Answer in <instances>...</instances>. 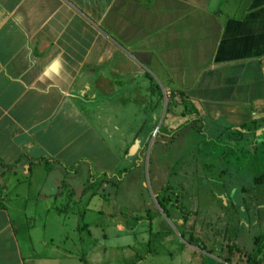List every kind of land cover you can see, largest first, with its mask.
Here are the masks:
<instances>
[{
    "label": "crops",
    "instance_id": "obj_1",
    "mask_svg": "<svg viewBox=\"0 0 264 264\" xmlns=\"http://www.w3.org/2000/svg\"><path fill=\"white\" fill-rule=\"evenodd\" d=\"M134 80L138 89L147 82V93L153 81L162 97L192 103L208 126L261 122L264 0H0V264L86 263L59 247L63 215L92 198L86 166L116 161L113 171L144 151L140 141L132 150L142 128L121 127L109 103ZM96 94L98 109L85 111ZM81 165L84 192L61 179L77 177ZM49 179L51 193L40 195ZM115 179L119 186L125 177ZM231 195L218 197L219 212L206 218L217 243L236 237ZM34 201L41 209L27 215ZM231 220L233 235L220 234Z\"/></svg>",
    "mask_w": 264,
    "mask_h": 264
},
{
    "label": "rangeland",
    "instance_id": "obj_2",
    "mask_svg": "<svg viewBox=\"0 0 264 264\" xmlns=\"http://www.w3.org/2000/svg\"><path fill=\"white\" fill-rule=\"evenodd\" d=\"M135 83L125 95L123 91L117 92L109 102L122 114L121 127L128 126L130 132L136 127L142 128L143 134L151 128L157 132L163 126L172 130L181 124L182 119L200 117V110L192 103L183 100L182 104L178 103L173 99L175 95L170 93L168 97L164 93L159 104L156 97L147 93L144 86L147 82L142 80L140 89ZM95 96L98 102L84 103L85 111L98 109L102 100L98 94ZM175 110L177 113L173 115ZM173 116L178 124L170 127L168 122ZM261 122L264 128V120ZM175 136L165 146L161 140L151 137L142 154L135 159L137 168H133V157L129 154L113 171L116 161H105V164L94 161L93 170L86 166L87 177L90 176L88 191L92 198L89 202L77 203L64 213L63 220L65 217L66 220L60 227L59 247L79 258L83 256L86 263L82 264H264V221L260 222L264 218V200L256 198V194L264 195V134L257 136L260 138L257 143L261 145L254 147L257 151L252 150L255 146L252 138L244 136L236 141L233 133H229L228 138L224 135L219 143L208 142L209 138L194 134L190 129ZM212 144L214 151L211 150ZM110 149L114 153L122 150L115 140H110ZM82 167L75 168L77 177L63 174L61 179L75 180L76 190L84 192L80 180L84 175ZM125 169L130 171L116 186V175L124 177ZM55 175V172L48 174L52 179ZM260 175L263 179L255 180ZM110 176L113 178L109 179ZM34 180L42 179L36 177ZM167 183L177 194L171 198L168 215H165L155 196L158 187L161 189ZM50 186L49 179L40 195L51 193ZM243 188L250 190V195ZM226 191L232 193L230 201L237 209V213L227 216L234 215L239 224L234 234L236 240L233 236L217 243L219 239L214 238V225L206 218L219 212L218 197ZM61 203L59 200L56 205L60 210ZM39 209L41 207L34 201L25 211L29 215ZM255 210L259 213L256 214ZM235 221L231 220L228 228L220 234L233 235ZM83 225L88 228L82 229ZM75 264L81 263L76 261Z\"/></svg>",
    "mask_w": 264,
    "mask_h": 264
},
{
    "label": "trees",
    "instance_id": "obj_3",
    "mask_svg": "<svg viewBox=\"0 0 264 264\" xmlns=\"http://www.w3.org/2000/svg\"><path fill=\"white\" fill-rule=\"evenodd\" d=\"M134 82H135V80H134ZM148 93L153 95L154 98L156 97L158 103L161 104V102H162V94L161 93L162 92L159 89V87L153 81H150V83H149ZM179 95L182 96V93ZM183 101H184V99H183ZM156 104H157V102H156ZM207 122L208 121L202 117H191V118H188L185 120L182 119L181 124H178L177 127L176 126L173 127L171 132H168L164 126L160 127L158 129V131L156 132V134L154 135V138L161 140V142L165 146V145H168L172 142L173 138L176 137L175 135L177 133L179 134L180 132H183V131L190 129L191 131L194 132V134H198V133L203 134L204 137L209 138V139H207V138L206 139L208 140V142H211V143H219L221 138L224 135H226L228 138L229 133H233V136H236V139H235L236 141H238L240 138L242 139L244 136H249L250 138H252V145H255L252 148L253 151H257L256 148H254V147L259 148L261 146V145H259L260 143H257L258 141H260V138H258L257 136H261L262 134H264L263 132L260 131L263 128L262 122L252 121L248 124L241 125V126L235 128L233 130L231 128L230 129H219L218 127L214 126L213 124H211L212 126H208ZM258 131H259V134H258ZM153 133H154V129L151 128L148 131V133L145 134L144 138H142L141 140L138 139V141L141 142L139 150L145 149V147L147 146V144H148L149 140L151 139ZM215 135H217V136L214 137ZM161 142H160V144H161ZM230 142H231V140H230ZM211 150L214 151L213 144H212ZM209 155H212V154H209ZM137 158L138 157L132 158V161L134 164L133 168H135L136 165L138 164V162H135V159H137ZM125 171H127V172H124V175H122L124 177L128 174L130 169H125ZM116 176L119 180L123 179V177H121V175H119V174ZM112 178L113 177L110 176L109 179H112ZM262 179H263V175H260L255 180L261 181ZM117 184H118L117 181H115V185H117ZM180 184L183 188L182 190H184L182 183H180ZM242 190L244 192L248 193V195H250V190H245L244 188ZM229 193H230V191H228V192L226 191V196ZM176 194L177 193L175 192V189L172 187V185L167 183L166 185H164L162 187V189L160 190V192L156 196V198H155L156 203L165 215H168V209H169L168 206H169L170 200H171V198L175 197ZM258 195L259 194H256V198L258 197ZM260 195H262V194H260ZM262 200H264V195H262ZM243 209L245 210V208H243ZM255 211H257V210H255ZM258 213L259 212L257 211L256 214H258ZM229 225L230 224H227L225 229H227ZM217 231H219V230H215L216 235H214V238H217V235H218ZM153 237H155V236H153ZM153 237L150 238L149 242L151 241V239ZM150 245H151V242L148 244V246H150ZM148 251L150 253H154V251L150 250L149 248H148Z\"/></svg>",
    "mask_w": 264,
    "mask_h": 264
},
{
    "label": "water",
    "instance_id": "obj_4",
    "mask_svg": "<svg viewBox=\"0 0 264 264\" xmlns=\"http://www.w3.org/2000/svg\"><path fill=\"white\" fill-rule=\"evenodd\" d=\"M260 131H261V132H264V128H262ZM155 134H156V131H154V135H155ZM258 134H259V131H258ZM152 137H154V136H152ZM136 147H138V141H136V142L134 143V145H133V149H132V150H135ZM129 156H132V155H129Z\"/></svg>",
    "mask_w": 264,
    "mask_h": 264
},
{
    "label": "flooded vegetation",
    "instance_id": "obj_5",
    "mask_svg": "<svg viewBox=\"0 0 264 264\" xmlns=\"http://www.w3.org/2000/svg\"><path fill=\"white\" fill-rule=\"evenodd\" d=\"M180 185H181V184H180ZM181 187H182V186H181ZM161 189H162V188H161ZM182 189H183V188H182ZM159 192H160V191H159ZM159 192H158V193H159ZM158 193H157V195H158ZM157 195H156V196H157ZM156 196H155V197H156ZM259 199H260V201H262V195H261L260 197H259V195H258L257 200H259ZM236 223H237V222H236ZM238 224H239V222H238ZM235 238H236V237H235Z\"/></svg>",
    "mask_w": 264,
    "mask_h": 264
}]
</instances>
